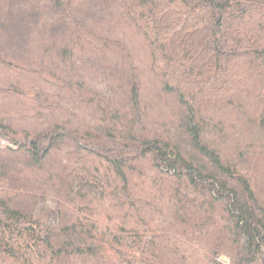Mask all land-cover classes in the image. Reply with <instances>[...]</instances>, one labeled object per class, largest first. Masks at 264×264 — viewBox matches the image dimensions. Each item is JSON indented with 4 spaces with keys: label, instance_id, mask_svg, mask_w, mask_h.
<instances>
[{
    "label": "trees",
    "instance_id": "obj_1",
    "mask_svg": "<svg viewBox=\"0 0 264 264\" xmlns=\"http://www.w3.org/2000/svg\"><path fill=\"white\" fill-rule=\"evenodd\" d=\"M0 264H264V0H0Z\"/></svg>",
    "mask_w": 264,
    "mask_h": 264
},
{
    "label": "rangeland",
    "instance_id": "obj_2",
    "mask_svg": "<svg viewBox=\"0 0 264 264\" xmlns=\"http://www.w3.org/2000/svg\"><path fill=\"white\" fill-rule=\"evenodd\" d=\"M4 144H5L4 142H1V141H0V145H4Z\"/></svg>",
    "mask_w": 264,
    "mask_h": 264
}]
</instances>
